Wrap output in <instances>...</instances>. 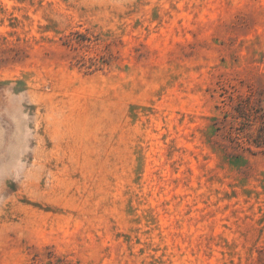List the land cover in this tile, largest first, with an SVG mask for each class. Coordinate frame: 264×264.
Instances as JSON below:
<instances>
[{"label": "rangeland", "instance_id": "1", "mask_svg": "<svg viewBox=\"0 0 264 264\" xmlns=\"http://www.w3.org/2000/svg\"><path fill=\"white\" fill-rule=\"evenodd\" d=\"M264 0H0V264H264Z\"/></svg>", "mask_w": 264, "mask_h": 264}, {"label": "trees", "instance_id": "2", "mask_svg": "<svg viewBox=\"0 0 264 264\" xmlns=\"http://www.w3.org/2000/svg\"><path fill=\"white\" fill-rule=\"evenodd\" d=\"M255 144L258 148L264 149V127L259 130V134L255 140Z\"/></svg>", "mask_w": 264, "mask_h": 264}]
</instances>
